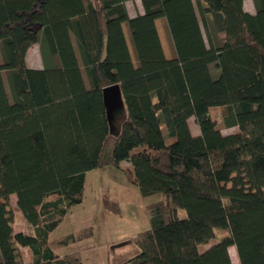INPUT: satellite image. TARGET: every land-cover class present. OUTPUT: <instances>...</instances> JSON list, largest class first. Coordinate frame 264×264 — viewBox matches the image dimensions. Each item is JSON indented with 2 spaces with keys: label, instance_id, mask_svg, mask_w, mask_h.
I'll return each instance as SVG.
<instances>
[{
  "label": "trees",
  "instance_id": "1",
  "mask_svg": "<svg viewBox=\"0 0 264 264\" xmlns=\"http://www.w3.org/2000/svg\"><path fill=\"white\" fill-rule=\"evenodd\" d=\"M129 1L0 0V264H84L56 246L87 232L51 235L105 165L161 194L118 264H233L230 246L241 264H264V0L253 11L245 0H140L133 15ZM34 44L42 67L28 64ZM115 83L118 133L103 98ZM213 106L235 132L222 133ZM13 194L32 232L15 229Z\"/></svg>",
  "mask_w": 264,
  "mask_h": 264
},
{
  "label": "rangeland",
  "instance_id": "2",
  "mask_svg": "<svg viewBox=\"0 0 264 264\" xmlns=\"http://www.w3.org/2000/svg\"><path fill=\"white\" fill-rule=\"evenodd\" d=\"M128 7L132 11L137 7L142 8V4L140 0L129 1ZM245 7L253 11V0H245ZM158 25L167 54L171 55L172 46L166 25L162 20ZM27 57L30 65L43 66L38 44L32 45ZM223 111V107L213 106L209 113L217 121V127L222 133L235 132L237 127H226ZM125 113L126 107L116 112L113 132H119ZM189 124L193 134L200 133L199 125L194 117L189 119ZM122 166L128 167L129 164L124 161ZM159 198H161L159 193L150 196L141 195L129 176L115 166L105 165L88 171L83 201L70 209L52 233L51 238L57 239L68 233H79L82 230L89 235L68 246H56V250L61 255L75 254L84 264H118L121 261L119 255L136 250L135 236L138 232L150 227L148 204ZM11 203L15 210V229L32 232V227L17 208L15 194L11 196ZM224 233V230H217L215 239L208 244L214 243ZM208 244L201 245V248L204 249ZM21 250L24 259L30 261L32 256L28 247H22ZM229 253L233 264H241L237 252L235 253V246L229 247Z\"/></svg>",
  "mask_w": 264,
  "mask_h": 264
},
{
  "label": "water",
  "instance_id": "3",
  "mask_svg": "<svg viewBox=\"0 0 264 264\" xmlns=\"http://www.w3.org/2000/svg\"><path fill=\"white\" fill-rule=\"evenodd\" d=\"M103 98L106 106L110 128L113 131V121L116 112L125 108V101L120 85L118 83H115L105 86L103 88Z\"/></svg>",
  "mask_w": 264,
  "mask_h": 264
},
{
  "label": "crops",
  "instance_id": "4",
  "mask_svg": "<svg viewBox=\"0 0 264 264\" xmlns=\"http://www.w3.org/2000/svg\"><path fill=\"white\" fill-rule=\"evenodd\" d=\"M135 1H137V0H135ZM129 8V7H128ZM144 10H143V7L142 8H136V9H134V10H130L129 9V13L131 14V15H133V14H137L138 12L139 13H142ZM251 11V10H250ZM30 50V49H29ZM29 50H28V53H29ZM28 55V54H27ZM27 61H28V57H27ZM29 64V63H28ZM30 65V64H29ZM31 67H36V68H38V67H40V66H37V65H30Z\"/></svg>",
  "mask_w": 264,
  "mask_h": 264
}]
</instances>
